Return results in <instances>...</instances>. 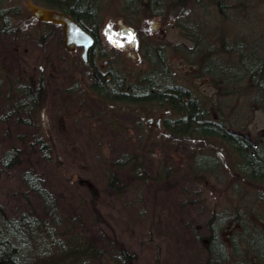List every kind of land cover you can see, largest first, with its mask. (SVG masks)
<instances>
[{"label": "rangeland", "instance_id": "obj_1", "mask_svg": "<svg viewBox=\"0 0 264 264\" xmlns=\"http://www.w3.org/2000/svg\"><path fill=\"white\" fill-rule=\"evenodd\" d=\"M27 1L2 2L6 7L20 5L23 15L17 26L29 22V27H21L16 35H0V60L7 62L13 78L32 82L42 70L48 76L41 122L53 156L47 160L24 147L21 135L25 132L16 126H9L14 137L0 135V203L7 215L28 211L43 215L46 211L39 196L23 180L24 171L35 169L57 199L59 212L74 220L75 230L88 234L94 244L105 249V255L123 248L134 255V264H206V223L211 213L252 204L254 188L225 172V168L219 169V178L198 177L190 167L191 148L178 143V139L158 136L156 120L166 111L147 105L152 121L147 117L149 124L139 127L133 113L122 108L114 111V106L95 96L88 67L73 65L75 59L80 60L82 48L65 49L60 24L41 25L42 31L37 33L38 25L31 14L36 16ZM245 1L248 10L238 20L235 9L228 13V20L214 6L207 8L204 18L210 25L209 37L219 44L225 38L234 43L237 33L245 41L260 40L264 45V0ZM99 5L102 21L98 34L106 56L96 59L98 67L104 71L114 67L136 79L149 71L148 44L163 45L169 67L168 73H163L167 82L189 87L207 103L213 118H223L231 127L249 132L264 146L263 97H258L250 85L245 92L225 96L223 88L184 55L193 39L181 31L174 18L141 16L134 21L119 0H99ZM120 19L136 30L137 59L129 58L117 44L118 40L126 41V35L120 32ZM40 33H45L44 41ZM4 142L22 147L23 160L9 169L1 162ZM132 154L143 162L135 170L130 164H122V158ZM112 179L116 186L110 185ZM235 183L241 187L237 193ZM230 232L227 226L223 235L227 237ZM102 262L109 264V258L104 256Z\"/></svg>", "mask_w": 264, "mask_h": 264}, {"label": "trees", "instance_id": "obj_2", "mask_svg": "<svg viewBox=\"0 0 264 264\" xmlns=\"http://www.w3.org/2000/svg\"><path fill=\"white\" fill-rule=\"evenodd\" d=\"M119 1L124 12L130 13V19L134 21L141 16L174 18L181 31L193 39V45L184 55L198 64L203 75L210 76L215 85L222 87L225 96L245 92L250 85L256 89L258 97L264 99V45L260 40L258 43L245 41V37L237 33H234V43L225 38L219 44L209 37L210 25L207 17L204 18L206 9L214 6L228 20L231 17L228 13L235 9L238 20L248 7L245 0ZM2 2L0 0V35H16L21 27L27 29L29 22L17 26L18 19L23 15L20 5L6 7ZM36 3L71 14L94 36L89 61L85 63L78 58L73 65L97 69L96 59L106 56L98 34L102 21L99 0H38ZM31 16L40 28L36 29L37 33L42 31L41 25L52 24ZM29 31L33 32V28L30 27ZM44 34L40 33L43 41ZM249 36L253 39L251 34ZM148 46L146 58L150 68L146 74L132 79L111 67L108 78L103 77L102 82L94 79L91 92L114 106L113 110L122 108V111L133 113L139 127L149 124L147 117L151 115L147 105L156 106L158 109L155 110H168L163 118L167 134L155 127L158 136L166 140L178 139V143L191 148L188 156L192 158L190 167L198 177L219 178V169L225 168V172L254 188L251 190L252 204L211 213L206 223L209 240L206 264H264L262 142L258 138H254V142L248 141L242 134L231 131V124L225 119L213 118L207 103L189 87L167 82L169 79L163 76L169 69L166 47H153L150 43ZM246 81H249L247 85L239 86ZM49 82L44 70L32 82L13 78L7 62L0 60V135L7 139L14 137L9 126H16L25 132L18 134L24 142L23 146L29 151H37L41 158L47 160L52 159L53 147L45 138L41 112L48 96ZM6 142L3 143L1 162L9 169L23 160L22 147ZM213 144L221 148L217 149ZM122 159V164H130L134 170L135 166L143 163L134 154ZM23 180L28 189L39 196L46 211L43 215L28 211L11 217L0 203V264H104V256L109 258V264H134V255L127 250L119 248L113 255H105V249L94 244L88 234L77 232L75 221L59 212L57 199L35 169L24 171ZM115 182L112 179L110 185L116 186ZM234 187L236 193L241 189L238 183ZM227 226L231 227V232L225 237L223 233Z\"/></svg>", "mask_w": 264, "mask_h": 264}, {"label": "water", "instance_id": "obj_3", "mask_svg": "<svg viewBox=\"0 0 264 264\" xmlns=\"http://www.w3.org/2000/svg\"><path fill=\"white\" fill-rule=\"evenodd\" d=\"M27 6L31 12L41 20L50 21L56 24H60L64 29V45L67 49L72 50L76 47H81V57L83 61L88 60V53L93 45V36L80 26L71 15L67 12L44 7L34 3L31 0L27 1ZM120 31L127 35L126 41L118 40L119 47L125 50L126 55L131 59H137L138 53L135 51L137 46V38L135 29L119 20ZM231 131L242 134L247 140L253 141V138L249 132H242L231 128Z\"/></svg>", "mask_w": 264, "mask_h": 264}, {"label": "flooded vegetation", "instance_id": "obj_4", "mask_svg": "<svg viewBox=\"0 0 264 264\" xmlns=\"http://www.w3.org/2000/svg\"><path fill=\"white\" fill-rule=\"evenodd\" d=\"M104 64H108V62L105 61ZM98 66H99V65H98ZM107 73H108V69H107L106 71H104V70H102L100 67H97V69L93 70V71L90 73V75L92 76L93 81H94V79H97L99 82H102L103 77L108 78ZM158 119L161 120V123L159 124L160 127L158 126V120H156V125L158 126V128H159L160 130H162V129H163V126L161 125V124H162V118L159 117ZM150 120L152 121V119H150Z\"/></svg>", "mask_w": 264, "mask_h": 264}, {"label": "bare ground", "instance_id": "obj_5", "mask_svg": "<svg viewBox=\"0 0 264 264\" xmlns=\"http://www.w3.org/2000/svg\"><path fill=\"white\" fill-rule=\"evenodd\" d=\"M35 3V2H34Z\"/></svg>", "mask_w": 264, "mask_h": 264}]
</instances>
